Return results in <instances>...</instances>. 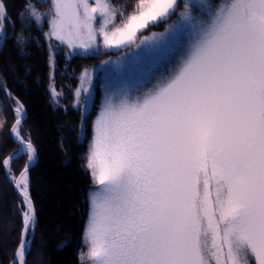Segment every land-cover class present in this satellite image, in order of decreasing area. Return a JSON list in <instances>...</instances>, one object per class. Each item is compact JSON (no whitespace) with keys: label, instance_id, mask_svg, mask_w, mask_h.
<instances>
[{"label":"snow or ice","instance_id":"obj_1","mask_svg":"<svg viewBox=\"0 0 264 264\" xmlns=\"http://www.w3.org/2000/svg\"><path fill=\"white\" fill-rule=\"evenodd\" d=\"M125 11L112 0L51 4L49 39L94 56L142 43L141 78L167 72L142 95L105 89L86 160L97 187L82 264H264V0H138ZM28 16L39 23L31 3ZM150 25L167 27L137 43ZM90 85L86 70L76 92L85 107ZM12 131L29 163L18 176L14 157L0 167L21 197L17 264H26L37 149Z\"/></svg>","mask_w":264,"mask_h":264},{"label":"trees","instance_id":"obj_2","mask_svg":"<svg viewBox=\"0 0 264 264\" xmlns=\"http://www.w3.org/2000/svg\"><path fill=\"white\" fill-rule=\"evenodd\" d=\"M137 2L138 0H112L118 9L126 10L125 14L131 12ZM3 3L8 14V40L0 54V88L3 89L0 90V161L14 157L11 168L17 176L29 162L27 155L21 154V146L11 136L18 118L10 106L7 92L13 97V104L18 101L28 111V118L21 128L24 136L30 138L36 147L39 157L38 164L30 171V190L38 214V224L28 252L27 264H82L80 253L87 251L84 230L91 211L89 197L95 189V184L86 168L90 138L87 133L83 136L84 115L83 109L77 106L76 92L80 87L81 76L86 70L93 69L118 54L106 52L88 57L73 56L71 49L54 39H49L51 0H20L15 7L13 0H3ZM28 3L39 11V23L30 16L20 19L26 13ZM166 27L167 25H162L150 28L141 34V38L154 31H165ZM11 62L19 63L20 67H14ZM11 68H14L17 74L14 75ZM161 71L153 76L148 90L159 81ZM163 74L167 75V72L163 71ZM21 79L28 81L27 86L20 82ZM52 89H55L58 95H54ZM148 90L142 88L140 94ZM35 97L40 99L44 111L53 123L60 122L65 125L62 131L64 136L58 141L55 155L61 154V158L68 160L73 158L69 164L62 163L61 169L76 168V175L81 180L83 190L80 194L73 190L75 185H69L76 180H62L68 184V189L64 186L60 194L64 195V201L55 194L53 197L57 190L51 181L54 174L49 163L52 154L45 148L47 139L41 136L42 127L35 124L36 120L42 122L38 117L39 107L35 104ZM20 201L21 197L5 168L0 167V264H17V246L21 240L22 224ZM73 204L77 205V209L69 214V208ZM1 209L6 210L5 216L1 214ZM56 211H59L63 218L52 224L54 217L58 216ZM10 225L13 226L12 230Z\"/></svg>","mask_w":264,"mask_h":264},{"label":"rangeland","instance_id":"obj_3","mask_svg":"<svg viewBox=\"0 0 264 264\" xmlns=\"http://www.w3.org/2000/svg\"><path fill=\"white\" fill-rule=\"evenodd\" d=\"M40 1L45 2L46 0H40ZM51 1L53 2V0H51ZM19 2H20V0H13V3H12L13 7H15L17 4H19ZM182 2H183V0H182ZM7 16H8V14H7ZM5 23H6V31H7V22H5ZM150 28H153V26L150 25L148 28L137 33V37H138L137 43H139L140 41H142L145 38V37L141 38V34L144 31H148ZM163 32L164 31H154L153 33H163ZM153 33L149 34L146 37H151ZM6 37L7 38L5 41L4 36H3V32H2V20H1L0 54L4 50L5 45L7 43L8 32H7ZM4 41H5V45L3 47L2 45H3ZM146 47L147 46L145 44H142V43L140 44L139 47H136L135 45H133L132 47H122L120 49H113V50H105L103 48V46H101V53L102 54L106 53V52H108V53L109 52H115L118 55L112 56L109 59H106L104 62H102L99 66H97L93 69L87 70L90 73V80H91L90 94H91L92 100L90 103L87 104V107H85L84 103H82V102L77 103L78 104L77 106L81 107L83 109L84 128H85L83 130V136L86 135V133H87L88 137L90 138V146H91L92 140H93L94 123H95L97 116L99 115L101 106L103 104L105 89L107 86H111L112 88H115V89H118L120 87H127L128 89H130L131 95H133V96L141 95L140 94L141 90L136 91L135 90L136 87H140L141 89L143 88L145 90H148L150 88L149 87L150 85H148V84L152 83L153 77H151L150 79H142L140 74L135 71V69L140 64H142L144 62V59H145L144 51H145ZM72 55L75 56V55H83V54H81L79 52V50H75L72 52ZM83 56L88 57V56H94V55H83ZM10 64H12L14 67H17V68L20 67V64L16 63V62H11ZM11 72L14 75L17 74V71H15L14 68H11ZM158 72L159 71H157L155 73V75ZM20 82L24 83L27 86L26 83H28V81L21 79ZM147 87H149V88H147ZM80 89H81V81H80V87L78 90H80ZM7 93H9V92H7ZM100 93H101V96H100ZM83 95H86V93ZM8 99H9V103H10L12 110L17 115V113L15 112L17 104L16 103L13 104V97L12 96H11V98L8 97ZM35 104H37V106L39 107V109H38L39 110L38 111L39 116L38 117H40L42 119V122H40L39 120H36L35 124H37V126H40V128L42 127V130H41L42 135L41 136L45 137V139H47L46 143H44L45 148H47L48 151L52 154L49 163H51L50 165H51V167H53V173L54 174L52 177H53V179L55 178L54 187L57 190V191H55V193H53V197H54V194L57 196H60V194H62L61 190L64 189V186L67 187V189H68V186H66L68 184L64 183L62 181L63 179H65L66 181H69L70 179L76 180V182L74 181L75 184H71V185L69 184V185L70 186L75 185L76 186L75 187L76 192H79V194H80L83 189L81 186V180L76 175L77 174L76 170H75L76 168L71 167L68 169H61L62 163L68 162V164H69L74 159L72 158L71 160H68L64 157L61 158V154L55 155V153H57L56 147L58 145V141L64 136V134L62 135V131H63V128L65 125L61 124L60 122H57V123L52 122L50 116L44 111L43 106L41 105L40 99L38 97H35ZM0 111H1V102H0ZM23 117H24V110H23L21 115H19V116L17 115V118L20 119V121L23 119ZM15 127L19 128L21 135L24 136V134L22 132V128H21L22 125L19 126L16 123ZM54 131H55V135H54ZM11 136H12L13 140L18 145H20L17 142V138L15 137L13 131L11 133ZM65 137H66V135H65ZM25 139L27 140L26 137H25ZM20 150H21V148H20ZM21 154L27 155L26 152L21 153ZM37 156H38V154H37ZM87 156H88V154H87ZM38 160H39V157H38ZM36 163L38 164L37 157H36L35 161L31 164V167H33V168L36 167L35 166ZM12 164H13V160L11 162V167H12ZM55 167H56V169H55ZM28 175H29V179H30V172L28 173ZM9 178L12 181L10 176H9ZM58 178H59V180H58ZM50 180H51V178H50ZM49 183H51V182L49 181ZM30 186H31V183H30ZM96 187H97V185H95V188ZM75 209H77V205L76 204L71 205L68 213L69 214H70V212L73 213ZM57 213H58V216H56V218L54 217V219L52 220V224L59 222L61 220V218H63V215L61 216L59 211ZM1 214L5 216L7 214L6 210L1 209ZM12 229H13V226L10 225V230H12ZM31 237H33V234ZM30 241H31V239L28 240V248L30 245L29 244Z\"/></svg>","mask_w":264,"mask_h":264},{"label":"water","instance_id":"obj_4","mask_svg":"<svg viewBox=\"0 0 264 264\" xmlns=\"http://www.w3.org/2000/svg\"><path fill=\"white\" fill-rule=\"evenodd\" d=\"M2 32H3V36H4V39H5V41H6V36H7V31H6V23L4 22V21H2ZM5 41H4V43H3V47H4V45H5ZM23 110H24V117H23V119L21 120V123L19 124V126L20 125H22L23 124V122L28 118V111H27V109L25 108V107H23ZM37 162H38V156H37ZM37 164V163H36ZM36 164H35V166H36ZM33 169V167H31L30 169H29V172L31 171ZM34 234H35V232L33 233V237L31 238V241H30V245H29V250H30V248H31V245H32V242H33V238H34ZM27 256H28V254H26V256H25V261H26V264H27Z\"/></svg>","mask_w":264,"mask_h":264},{"label":"bare ground","instance_id":"obj_5","mask_svg":"<svg viewBox=\"0 0 264 264\" xmlns=\"http://www.w3.org/2000/svg\"><path fill=\"white\" fill-rule=\"evenodd\" d=\"M65 180V179H63ZM68 180V179H67ZM52 181L55 183L54 179H52ZM69 184H75L74 182H70ZM52 186V185H51ZM53 187V186H52ZM75 187V186H74ZM73 190H76V188H74ZM60 198L62 199V201H64V195L60 196ZM63 207H64V203H62ZM62 207V208H63Z\"/></svg>","mask_w":264,"mask_h":264}]
</instances>
